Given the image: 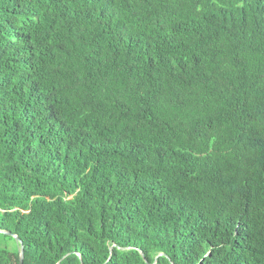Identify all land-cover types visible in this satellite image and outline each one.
I'll list each match as a JSON object with an SVG mask.
<instances>
[{"label": "trees", "instance_id": "16d2710c", "mask_svg": "<svg viewBox=\"0 0 264 264\" xmlns=\"http://www.w3.org/2000/svg\"><path fill=\"white\" fill-rule=\"evenodd\" d=\"M21 247L264 264V0H0V264Z\"/></svg>", "mask_w": 264, "mask_h": 264}, {"label": "water", "instance_id": "95a60500", "mask_svg": "<svg viewBox=\"0 0 264 264\" xmlns=\"http://www.w3.org/2000/svg\"><path fill=\"white\" fill-rule=\"evenodd\" d=\"M5 235H8L7 233H4ZM11 236V235H10ZM17 241H19V239L16 236H13ZM23 259H24V250L23 247H21V251H20V264H23Z\"/></svg>", "mask_w": 264, "mask_h": 264}]
</instances>
